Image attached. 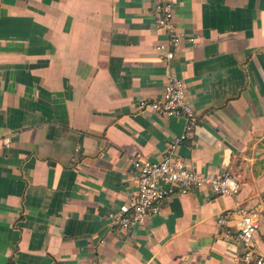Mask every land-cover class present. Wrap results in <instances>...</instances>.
I'll list each match as a JSON object with an SVG mask.
<instances>
[{"label": "crops", "instance_id": "0c3cea01", "mask_svg": "<svg viewBox=\"0 0 264 264\" xmlns=\"http://www.w3.org/2000/svg\"><path fill=\"white\" fill-rule=\"evenodd\" d=\"M152 0H0V264H236L239 217L264 196V0H176L171 68ZM183 79L198 124L178 153L230 171L236 197L173 196L137 228L108 212L137 191L185 119L140 111ZM10 137L9 146L4 139ZM264 253V215L255 237Z\"/></svg>", "mask_w": 264, "mask_h": 264}, {"label": "built area", "instance_id": "2783aa9c", "mask_svg": "<svg viewBox=\"0 0 264 264\" xmlns=\"http://www.w3.org/2000/svg\"><path fill=\"white\" fill-rule=\"evenodd\" d=\"M152 16L166 39L156 45V51L171 68L183 41H194V37L178 31L175 25L176 0H152ZM140 111H153L163 117H182L185 128L180 136L174 137L169 149L160 160L133 159L138 170L137 191L128 200L108 212L112 226L127 232L144 224L150 215H157L163 209V203L173 196L188 194L194 190L209 189L219 197H236L242 185L238 176L230 171L221 174L202 173L192 168L186 159L178 153L182 141L194 135L198 124V115L193 104L187 98L186 84L183 79L168 73L163 93L160 97L142 99L137 105ZM10 137L4 139L9 146ZM264 215V196L251 206H239L219 215L217 222L227 224L228 217L238 216L237 240L241 251L234 257L236 264H264V253L255 242Z\"/></svg>", "mask_w": 264, "mask_h": 264}]
</instances>
